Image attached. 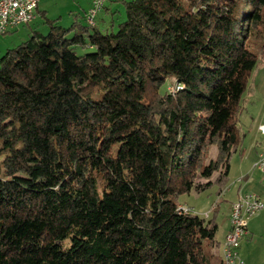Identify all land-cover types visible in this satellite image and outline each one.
Returning a JSON list of instances; mask_svg holds the SVG:
<instances>
[{"label":"trees","instance_id":"trees-1","mask_svg":"<svg viewBox=\"0 0 264 264\" xmlns=\"http://www.w3.org/2000/svg\"><path fill=\"white\" fill-rule=\"evenodd\" d=\"M120 1L0 55V264H223L178 198L224 189L264 0Z\"/></svg>","mask_w":264,"mask_h":264},{"label":"rangeland","instance_id":"rangeland-1","mask_svg":"<svg viewBox=\"0 0 264 264\" xmlns=\"http://www.w3.org/2000/svg\"><path fill=\"white\" fill-rule=\"evenodd\" d=\"M116 7L117 10L114 8L113 11L106 9L97 15L96 21L101 29L110 28L112 22L115 26L124 17L123 4L118 2ZM81 11L82 9H80L79 19L82 21ZM34 22L32 26H35V28H39L44 32L47 30V27L43 26L40 16ZM60 23L62 25L69 24L64 19ZM27 36V34H16V31L0 33V55L8 46L19 43ZM261 124H264V62L258 61L250 73L246 88L240 99L239 126L243 136L238 149L230 156L228 178L223 186L224 189L218 193V185L212 184L201 191L184 192L178 198L180 203L191 207L203 216L214 215L217 222L216 238L219 239L220 245L214 247L213 251L221 258L223 264H226L222 253L223 245L227 233L233 228L232 208L235 207L234 203L239 199L241 201L244 193H257V191L250 189L253 188V183L247 184L248 179L244 178L247 176L250 178L257 177L264 184V136L259 130ZM262 140L261 149L257 152L256 158L252 159L254 158L252 155L255 153L254 147H258L257 142ZM250 147L253 154L251 156L248 154V158L243 160L241 158L244 154L242 151L248 150ZM214 153L215 147H212L211 154ZM233 205L234 207H232ZM213 207L215 208L213 209ZM242 213L240 217H242ZM244 218L247 229L250 222L253 224V229L250 236L243 234L238 239L235 247L239 257L237 264L239 261V264H264V206Z\"/></svg>","mask_w":264,"mask_h":264},{"label":"built area","instance_id":"built-area-1","mask_svg":"<svg viewBox=\"0 0 264 264\" xmlns=\"http://www.w3.org/2000/svg\"><path fill=\"white\" fill-rule=\"evenodd\" d=\"M106 1L107 0H91L85 14L86 21L88 23H93L95 16ZM37 5L38 0H0V33H5L20 24H27L32 21L36 14ZM259 130L264 136V124L259 125ZM238 201H236L237 203H234L235 207L234 205L232 206L234 207L232 208L233 228H231L227 233L225 241V247H227V256L230 259V263L233 264H237L239 260L237 251L235 249L238 239L243 234H248L247 223L244 217L264 206V199H262L259 194L253 192L247 194L244 193L242 200L240 201L239 199ZM179 209L183 211L192 210L191 207L184 204H181ZM241 213L242 217H240Z\"/></svg>","mask_w":264,"mask_h":264},{"label":"crops","instance_id":"crops-1","mask_svg":"<svg viewBox=\"0 0 264 264\" xmlns=\"http://www.w3.org/2000/svg\"><path fill=\"white\" fill-rule=\"evenodd\" d=\"M90 1L91 0H85V2H83V0H38V5L36 8V14H35V17L33 18V20L27 24H20L17 27H15V28L7 31V32L16 31V34H19V35L20 34L21 35H24V34L28 35L29 32L35 28V26H32V24L35 23L34 21L36 20V18H38V16L41 17V20L43 22V26L44 27L46 26L47 29H48V25L44 21L45 16L56 17L59 23L62 19H64L67 23L70 24L73 20L80 17L79 16L80 15V9H82L81 15L84 14L86 9L90 5ZM118 2H121V1L120 0H108L106 3V6L104 7L103 10L115 8ZM103 10H101V11H103ZM37 29H39V28H37ZM257 131H258V129H257ZM257 143H258V147H256V146L254 147V149H255L254 154H253L251 147L248 148V150L242 151V153H244L243 156H241V158L243 160H246L248 158V154L250 156L253 154L252 156H254V158H252V159L256 158L257 152L262 147L263 140L261 142H257ZM244 179H246V180L248 179L246 181L247 184L252 182L253 188L251 187L250 189L257 191L259 196L262 199H264L263 181H260V178L258 180L257 177L250 178L248 176L245 177ZM255 188H257V189H255ZM252 229H253V224H252V222H250V224L248 225V234L247 235L250 236V234H252Z\"/></svg>","mask_w":264,"mask_h":264},{"label":"bare ground","instance_id":"bare-ground-1","mask_svg":"<svg viewBox=\"0 0 264 264\" xmlns=\"http://www.w3.org/2000/svg\"><path fill=\"white\" fill-rule=\"evenodd\" d=\"M184 212H188V211H184ZM223 256H224V258H225V260H224V262L226 263V264H233V263H230V259H229V257L227 256V247H225V243H224V245H223Z\"/></svg>","mask_w":264,"mask_h":264}]
</instances>
